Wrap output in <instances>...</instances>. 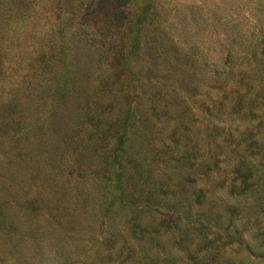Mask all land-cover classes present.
<instances>
[{"label": "rangeland", "instance_id": "rangeland-1", "mask_svg": "<svg viewBox=\"0 0 264 264\" xmlns=\"http://www.w3.org/2000/svg\"><path fill=\"white\" fill-rule=\"evenodd\" d=\"M97 2L0 0V124L8 126L6 130L0 127V137L17 143L6 142V150L21 148L23 136L30 143L41 139L39 143L49 148L27 156L21 168L27 172L24 183L21 170L14 181L6 210L16 209L19 226L10 238L0 239L4 257L0 264H170L164 255L178 258L194 247V240L179 244L177 232L164 227L138 233L157 236L156 244L150 235L138 240L128 236L123 244V237L112 228L121 229L134 205L128 203L129 211L122 207L124 212L119 211L111 222L99 207L97 172L112 158L119 134L123 147L134 136L125 117L123 92L126 102L135 104L146 118L138 127L148 139L135 142L134 150L130 149L136 158L145 159V166L161 173L168 156L159 150L163 145L173 146L177 154L192 152L193 164L188 169L197 176L196 186L211 185L212 177L225 175L229 159H223L224 149L216 150L219 164L210 175L199 161L214 157L213 123L225 124L216 136L222 141L227 127L238 120L229 114L216 117L209 107L221 100L224 90L238 86L244 46L252 34V40L264 34V0H128L120 25L99 19L93 10ZM112 53L129 58L118 81L111 66ZM62 69L65 74L60 79ZM257 119L245 117L242 122ZM54 122L61 132L52 126ZM258 136L264 140V125ZM48 154L53 162L46 163ZM31 170L36 172L37 188L27 177ZM46 179L54 180V186L43 185ZM225 190L226 184L214 188L222 194ZM41 194L43 203L31 212L28 205L20 204ZM147 212L143 220L150 212L156 218L162 215L157 209ZM29 213L38 220L33 228L22 225ZM244 219L243 215L236 220ZM248 229L240 232L242 242L251 240L253 228L248 225ZM233 232L231 227L228 233ZM107 237H112L111 243L104 245ZM220 242L222 258L243 257L240 242H226L224 237ZM149 244H153L151 249L146 248ZM254 248L260 256L251 255L253 260L243 258L236 264H264V246L254 244ZM106 252L111 255L106 257ZM215 264H224L223 259Z\"/></svg>", "mask_w": 264, "mask_h": 264}, {"label": "trees", "instance_id": "trees-1", "mask_svg": "<svg viewBox=\"0 0 264 264\" xmlns=\"http://www.w3.org/2000/svg\"><path fill=\"white\" fill-rule=\"evenodd\" d=\"M126 2L128 0H98L93 10L100 20L109 21L112 25H120L126 17ZM253 36V34L250 36L251 39L244 46V52L241 54L243 64L239 69L240 75L237 79V85H243L242 89L236 86V88L224 90L221 93V100L209 107L210 114L216 117L220 118L222 117L221 114H229L233 116V119L238 120L234 124L235 126L229 125L233 126L232 129L227 127L222 141L216 140V136L225 124L222 126L213 123L212 125L210 131L212 140L210 139V142L214 146V157L213 159L200 160L199 166L201 169L205 168L207 175L211 168L218 166L219 159L215 156L216 150L224 149L223 159L226 161L229 159V161H227L228 166L224 170L225 175L221 178L212 177L211 185L198 187L194 184L197 176L188 169L193 164L189 159L192 152L182 151L177 154L173 146L163 145V149L159 152H165L168 158L164 159L165 164L161 173L155 172L152 166H145V159L136 158L130 153L135 142H144L146 138L148 139L147 134L143 136V132L141 133L138 127L139 121L144 122L146 118H143L135 104H132L131 101L126 102L128 96H126V92L122 91L125 101V117L129 120L128 126L133 127L131 134L134 136L128 137L130 141L127 146H129L123 147L120 145L123 136L118 135L117 144L113 147V156L97 172V181L101 188L98 204L102 211H106L110 222L117 217L119 211L124 209L122 207H126L129 211L128 203L134 205L131 213L126 215L121 229L120 227L112 228L114 233L123 237V244L128 241L126 240L128 236L135 240L143 239L145 235L149 236L150 233L138 234L147 228L160 229L164 227L177 232L175 240L179 244L194 240V247L187 248L185 252L181 253L182 255L179 254L178 258L171 256V254L168 257L164 255L163 260H171L170 264L183 262L188 264H215L220 258L223 259L224 264H236L243 258L251 259V255L260 256L254 248V244L264 246V140L258 136V129L264 125V34L252 40ZM111 57V66L115 71V79L118 81L124 72L123 68L128 55L122 57L119 53H112ZM64 74L65 70L62 69L59 78L61 79ZM121 84H123L122 81ZM51 87L52 85H49L48 88ZM126 91H129L127 86ZM63 95L62 92L60 96ZM225 99L227 100L224 101ZM245 117H255V119L258 117V119L254 122L251 120L242 122ZM52 126L60 131L56 123ZM0 127H3L4 130L8 129L7 122H3L2 126L0 124ZM237 129L238 133H235L234 130ZM171 134L174 135L175 131ZM23 138L26 139L21 148L13 150L11 147L7 151L4 144L9 142V145H17V143L0 137V239L2 236L10 238V234L14 233L19 226V222L16 220V209L11 206L6 210L10 200L8 196L13 193L14 181L19 170L26 165L27 156L32 157L41 148L49 149L46 144L39 143L41 139L30 143L27 142V137L23 136ZM4 151L7 153H5V157H2L1 154ZM50 157L51 154L45 157L46 163L54 161ZM20 161H24V165L19 164L18 166ZM56 163L51 166L57 167L59 162ZM179 166L181 168L186 166L185 170L179 169ZM3 167L6 170H3ZM25 173L27 172L21 170L20 179L23 183ZM35 175L36 172L31 170L27 177H31V181L37 188ZM2 179L7 180L8 183L3 184ZM128 181H131L130 188L127 186ZM42 183L43 185L54 186L55 182L52 179H46ZM214 183L215 185H213ZM222 184H226L225 193L215 192L214 188ZM20 187L24 189L23 186ZM106 192L109 193L108 196L105 195ZM35 197H41V199H35ZM35 197L23 199L20 204L23 207L28 205L31 208L29 212H31L43 203L42 194ZM105 197L108 198V201ZM153 209L161 210L162 215L156 218L150 212L147 218L143 220V214ZM243 215L245 216L243 221L236 220L238 216L240 218ZM32 218L30 213L24 216L22 225L26 223L31 228L37 226L38 220L33 216ZM248 225L253 228V232H250L251 240L242 242L240 232L249 230ZM49 226L52 227L50 223ZM231 227L234 228L235 232L228 233ZM60 230L62 233L64 228ZM207 232H211V236L208 237ZM88 235L90 237L91 232ZM149 237L151 242L157 243V236L150 235ZM221 237H224L226 242L232 240L240 242L243 247V257L226 256L222 258L221 256L224 254L219 250ZM111 239L112 237H107L102 243L104 245L110 244ZM84 245L83 243L82 246ZM152 246L153 244H149L146 248L151 249ZM99 251L101 248L97 249V255H99ZM74 255V259L77 260L78 254ZM104 255L107 257L111 254L106 252ZM3 259L4 257L0 253V262ZM173 260L178 262H173Z\"/></svg>", "mask_w": 264, "mask_h": 264}]
</instances>
